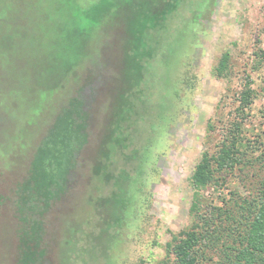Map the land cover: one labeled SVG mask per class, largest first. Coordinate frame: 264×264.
I'll return each mask as SVG.
<instances>
[{
	"label": "rangeland",
	"instance_id": "obj_1",
	"mask_svg": "<svg viewBox=\"0 0 264 264\" xmlns=\"http://www.w3.org/2000/svg\"><path fill=\"white\" fill-rule=\"evenodd\" d=\"M14 1H26L29 7L20 12L11 5V15L0 18V87L8 89L5 101L0 100V155L9 152L8 165L14 166V173L7 171L8 181L15 175L20 180L28 172L70 77L60 29L68 22L71 7H56L49 0ZM93 1L80 0L79 5L84 8ZM101 1L108 6L102 4L91 16L109 13L115 34L123 39L134 28L132 50L120 44L114 58L123 60L127 51L131 68L121 67L123 75L121 65L109 68L114 91L120 86L124 97L118 93L109 106L107 98L98 102L104 110L111 109V117H119L122 132L121 137L112 134L111 144L106 145L109 154L102 156L101 163L111 159L114 164L108 165L105 182L100 176L93 178L91 190L74 197L67 213L63 206L59 210L63 219L57 232L64 240L58 247L63 259L57 258V264H160L173 236L192 224L195 167L206 150H215L226 123L233 121L237 93L248 75L255 100L247 110L243 135L261 143L264 150V0H165L159 7H132L137 13H131V7L122 13L115 0ZM153 11L158 12L152 15ZM226 51L232 55V80L213 74ZM6 52L17 58L16 63L8 62L11 72L4 70ZM129 70L133 71L130 82L121 81ZM225 95V119L220 122L223 117L217 108ZM86 105H91L90 100ZM9 112L14 123L7 117ZM212 120L218 123L215 133L208 132ZM9 142L12 150L7 151ZM263 179L264 164H257L245 172L235 170L220 192L210 188L204 195L222 206L221 193L247 198ZM117 185L123 195L114 197ZM114 204L119 207L116 213ZM7 219L10 224L18 222L16 215ZM9 233L13 236L0 231L3 238ZM14 234L0 241V264L18 260L14 261L18 252Z\"/></svg>",
	"mask_w": 264,
	"mask_h": 264
},
{
	"label": "trees",
	"instance_id": "obj_2",
	"mask_svg": "<svg viewBox=\"0 0 264 264\" xmlns=\"http://www.w3.org/2000/svg\"><path fill=\"white\" fill-rule=\"evenodd\" d=\"M49 1H54L52 5L56 4V7H71L67 16L68 22L60 29L64 33L65 41V70L70 77L66 79L63 94L57 102L54 115L50 117L48 131L38 145L28 172L26 171L20 180L19 176L15 175L12 181H8L7 171L14 173V166L8 165L12 156L9 152L3 157L0 155V231L2 229L6 233L13 232V236L14 232H17L18 252L14 261L18 260L15 264H57V258L63 259L62 254L58 252L59 244L64 240L61 231L57 232V227L63 219L59 210L63 206L62 211L67 213L66 208L73 204L74 197L79 193L81 195L85 190H91L89 184L93 178L100 176V182H105L102 179L109 176L110 171L107 169L114 164L111 159L105 164L103 160L101 163L102 156L109 154L110 149L106 145L111 144L112 134L121 137V124L117 123L119 117H111V109L106 111L105 107H102L103 103L101 106L98 103L100 99L107 98L108 106L109 102L112 105L118 93L121 96L123 93L118 91L120 86L114 91L115 83L108 79L111 76L109 68L114 69L119 65L120 69L131 68L127 51L123 60L117 61L114 58L118 57L116 48L120 44L128 45L132 50L131 44L134 41L131 30L134 28L130 27V36L124 40L121 35L118 36L119 33L115 34L109 13L101 18L98 16L99 19L91 16L105 1L95 0L91 5L85 4L88 8L81 7L80 0ZM114 3L120 7L118 10L122 13L125 7H131V13H137L134 10H137L136 7H159L167 2L115 0ZM11 5L19 7L20 12L22 7H29L26 1L0 0V18L11 15ZM104 5L108 6L107 3ZM81 11L92 19L84 18ZM157 12L153 11L152 15ZM105 20L109 23H105ZM57 27L60 28V25L57 24ZM114 40H117L116 44ZM3 60L6 62L4 70L11 72L8 62L12 60L16 63L17 58L6 52V59ZM231 60V53L224 52L214 68V76L232 80ZM132 73L131 70L127 71L124 76L129 78H121V81L128 79L129 83ZM121 74L123 75L122 69ZM252 86L253 80L248 75L242 90L237 93L236 100L239 104L235 109L233 121L226 123L224 135L215 150H206L195 167L191 179L192 224L173 236L166 246V258L160 264H264V179L257 182L256 191L250 193L247 198L236 192H231L229 196L221 193L219 196L222 206L215 205L204 195L210 188L220 192L225 186L226 177L235 170L245 172V169L264 164L261 143L249 141L243 135V123L249 114L247 110L251 109L255 100ZM127 89L122 88L125 91ZM7 91L3 86L0 87L3 96L0 100L3 102ZM230 91L229 87L227 92ZM225 99L226 95L220 100L217 108L220 112L218 116L222 114L223 117L220 122L225 119ZM89 100L91 105L87 106ZM7 117L11 118L12 123L15 122L11 113ZM217 124L214 120L210 121L208 132L215 133ZM11 143L13 142H9L7 151L12 150ZM1 145L0 143V149ZM101 165L102 168L97 170ZM116 188L119 191H115L113 196L123 195V190H120L118 185ZM123 199L124 197L120 198L118 203L123 202ZM118 208L114 204L115 213ZM11 214L16 215L18 222H8V215ZM13 236L9 233L7 238H3L0 234V241L4 242Z\"/></svg>",
	"mask_w": 264,
	"mask_h": 264
}]
</instances>
